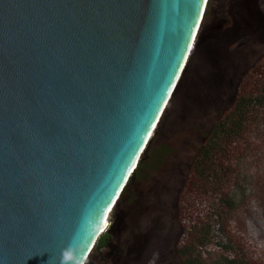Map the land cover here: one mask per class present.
<instances>
[{
  "label": "water",
  "instance_id": "1",
  "mask_svg": "<svg viewBox=\"0 0 264 264\" xmlns=\"http://www.w3.org/2000/svg\"><path fill=\"white\" fill-rule=\"evenodd\" d=\"M199 2L0 0V264H79Z\"/></svg>",
  "mask_w": 264,
  "mask_h": 264
},
{
  "label": "trees",
  "instance_id": "2",
  "mask_svg": "<svg viewBox=\"0 0 264 264\" xmlns=\"http://www.w3.org/2000/svg\"><path fill=\"white\" fill-rule=\"evenodd\" d=\"M210 3L208 0L194 47L168 107L111 213L115 215L120 208L128 224L122 230L127 247L123 264H152L153 249L162 241L173 249L180 264H210V251L218 255L217 264H264V53L232 77V92L224 102L219 103L206 93L224 92L222 85L210 79L213 62L202 56L209 41L199 43ZM233 15L240 23L237 35L210 42L224 44L225 55L236 57L243 44L249 42L248 29L262 26L264 32V7L257 0ZM182 113L193 119L188 127L185 120H177ZM179 125L186 126L184 142L188 143L187 149L181 151L177 184L171 189L152 184L145 190L149 197L140 207L147 206L146 210L140 218H134L128 199L135 189L143 187L144 172L149 171L160 155L179 154L176 145L168 139L181 130ZM247 169L250 170L247 177L252 178L253 196L244 198L238 206L224 195V179L243 178ZM170 193L173 220L168 224V203L164 196ZM211 200L223 205L225 214L221 219L210 216L209 209L214 208ZM149 210L156 212V216L146 224L144 218ZM142 226L149 229L127 238L128 229L133 231ZM112 230L100 236L85 264L96 250L106 245Z\"/></svg>",
  "mask_w": 264,
  "mask_h": 264
},
{
  "label": "rangeland",
  "instance_id": "3",
  "mask_svg": "<svg viewBox=\"0 0 264 264\" xmlns=\"http://www.w3.org/2000/svg\"><path fill=\"white\" fill-rule=\"evenodd\" d=\"M257 0H211L209 5V11L207 17L203 24V30L199 36V43H205L209 41L205 50H203V58L211 63V71L209 73L212 82L222 85L224 92L220 94L215 90H208L211 97H214L219 103L224 102L230 93L232 92L233 79L232 77L237 74L238 70H241L247 66H250L260 55L264 53V32L262 26L252 27L248 29V40L247 44H243L240 52L233 57L232 55H225L226 46L224 44L211 43L210 41L222 40L226 38H231L237 35L240 31V23L233 15L235 11L243 12V8L248 3H253ZM262 2V7H264V0H259ZM245 14V13H244ZM243 16V15H242ZM245 23V20L240 17ZM235 58V63L232 62L231 58ZM178 122L188 123L193 120L192 117H188L185 113L177 116ZM186 126L181 127V130L177 132L174 138H168L171 140L172 144L176 145V150L178 149L179 154L169 155L165 152V155L156 157V161L151 166L149 171L144 172L143 181L144 185L142 188L135 189L132 192V196L128 199L130 208L132 209V215L135 218H140L141 215L146 210L147 206L141 207L144 201L149 197L145 192L146 189H150L152 184L159 183L160 186L166 185L169 189L177 184L179 176V167L182 163L181 151L187 149V143L185 144V131ZM188 127V126H187ZM186 129V130H185ZM182 141V142H181ZM160 151L158 152V155ZM247 171V172H246ZM242 177L234 178L232 177L229 181L226 179V189L223 190L226 198H229L232 203L238 204L242 202L244 198H250L253 196V186L252 178L247 177L249 169H247ZM241 173V172H240ZM172 191V190H170ZM168 203V211L166 214V220L168 224L173 220V215L171 213L170 202L172 200V194L164 196ZM211 204L214 205L213 210H210V216L214 219H219L225 214L223 205L218 201L211 200ZM240 204H238L239 206ZM143 206V205H142ZM227 209V208H226ZM118 213L111 214L109 220V228L112 233L108 239L106 245L95 251L92 258L87 264H123V261L127 254L126 244L123 242V231L128 226L125 224V216L122 210L119 208ZM156 216V212L149 210L148 215L144 218V223H150ZM143 223V224H144ZM144 224V225H146ZM125 227V228H124ZM149 226H142L141 228L134 229L133 231L128 229L126 231L127 238L134 237L138 233L145 232ZM105 232L103 233V235ZM153 259L152 264H180L173 249L167 244L166 241L160 242L153 249ZM209 263L217 264L216 259L218 255L215 252L210 251L208 253Z\"/></svg>",
  "mask_w": 264,
  "mask_h": 264
},
{
  "label": "snow or ice",
  "instance_id": "4",
  "mask_svg": "<svg viewBox=\"0 0 264 264\" xmlns=\"http://www.w3.org/2000/svg\"><path fill=\"white\" fill-rule=\"evenodd\" d=\"M208 5V0H202V3L199 2L198 4L195 5V7L198 9V12L194 15L193 17V23L189 27V32L190 35L188 36L186 40V45L187 47L183 49L182 54L180 58L177 60L176 66L171 74L170 80L163 90L164 94L162 96L161 100V106H158L156 113L154 114L152 120L149 121L148 128L145 132V137H151L152 135V130L156 128L157 123L159 122V113L163 112L164 106L167 105L168 103V97L171 96V90L175 88V82L180 79L181 73L184 72L185 69V64L187 62V53L190 51V49L193 46V42L196 39V36L200 30L201 23L204 19V13L206 11V7ZM146 143L147 141H143ZM143 149H139V151H142ZM131 174V169L128 172V175ZM119 191L116 193V196L113 198V200L110 202L109 206L106 209V213L110 212L112 210L111 205L115 203L116 197H118ZM107 225V218L105 216V221H104V226Z\"/></svg>",
  "mask_w": 264,
  "mask_h": 264
},
{
  "label": "bare ground",
  "instance_id": "5",
  "mask_svg": "<svg viewBox=\"0 0 264 264\" xmlns=\"http://www.w3.org/2000/svg\"><path fill=\"white\" fill-rule=\"evenodd\" d=\"M206 8H207V7H206ZM204 14H205V13H204ZM194 44H195V41L193 42V46H192V48H191L190 51H189V55H190V52L192 51V49H193V47H194ZM189 55H188V57H189ZM187 59H188V58H187ZM185 65H186V64H185ZM181 74H182V73H181ZM177 83H178V82H177ZM168 104H169V102H168L167 105L164 107L165 110L167 109ZM163 111H164V110H163ZM163 114H164V112H162V113L159 115V117H160V118H159V122H160V120H161ZM159 122L157 123V126H158ZM157 126H156V128H157ZM156 128L153 130L151 137H149V139L147 140V142H146V144H145L143 150L141 151V153H140L139 156L137 157V159H136V161H135L133 167L131 168V174L127 176V178H126V180H125V183H124V186H123V189H124V187L127 185V183H128V181H129V179L131 178V176L135 173V170H136V168H137V167H135V164L137 163V166H138L139 161H140L142 155H143L144 152L146 151V148H147L148 144L150 143L152 137H153L154 134H155ZM137 160H138V161H137ZM134 167H135V168H134ZM133 168H134V169H133ZM123 189L120 190V192H119V196L116 197V199H115V203H114V204L112 205V207H111L112 210L106 214L107 225L104 226V221H105V217H104V218H103V219H102V220L96 225V227H95V228H94V229L88 234V237H87V240H86V246H85V248H84V250H83V252H82V255H81V257H80L79 264H80V263L83 264L84 261H85V263H86V261H87V259H88V256H89L90 253L93 251V248H94V246H95V244H94V246L92 247L94 241H95V240H98L99 237H100L105 231L108 230V228H109V220H110V217H111V213H112V211H113V209H114V206L116 205L117 201L119 200V198H120V194L122 193ZM97 238H98V239H97ZM96 242H97V241H96ZM91 247H92V248H91ZM81 261H83V262H81Z\"/></svg>",
  "mask_w": 264,
  "mask_h": 264
}]
</instances>
